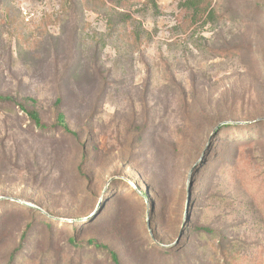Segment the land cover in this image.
<instances>
[{
    "label": "rangeland",
    "instance_id": "rangeland-1",
    "mask_svg": "<svg viewBox=\"0 0 264 264\" xmlns=\"http://www.w3.org/2000/svg\"><path fill=\"white\" fill-rule=\"evenodd\" d=\"M191 2L0 0V264H264V0Z\"/></svg>",
    "mask_w": 264,
    "mask_h": 264
},
{
    "label": "trees",
    "instance_id": "trees-1",
    "mask_svg": "<svg viewBox=\"0 0 264 264\" xmlns=\"http://www.w3.org/2000/svg\"><path fill=\"white\" fill-rule=\"evenodd\" d=\"M194 1L195 0H192L191 5L194 4ZM197 4L198 5L194 6V13L196 15L203 16L206 13L207 8H206V6L203 7L202 5H199V3H197ZM26 100H29L32 104L35 102V99L30 98V97L26 98ZM0 101H4V102L7 101V102H12V103L16 104L20 108V110L24 112V114L27 116V118L34 124L35 127L44 128V124H43V122L41 120L39 112L34 107L27 106L25 103H22L21 101H18L15 97L10 96V95H4L1 92H0ZM56 123L64 132H67L69 134L75 135V133L72 132L69 129V127H68V125L66 123L64 115L62 113H60V112L57 114ZM219 130L216 131V133H218ZM124 187H126V185H124ZM139 195L142 196L140 193H139ZM205 231H207V230H205ZM71 240H72L73 243H75L74 239H71ZM89 242L91 244H93V246L95 248L105 250L107 252L108 257H109L110 261L112 262V264H120L118 255H117V253L115 251H113L111 249H108V247H106V245L100 244L95 239H91ZM13 256L14 255H12L10 257V260H9V262L7 264H11L12 263Z\"/></svg>",
    "mask_w": 264,
    "mask_h": 264
},
{
    "label": "water",
    "instance_id": "water-1",
    "mask_svg": "<svg viewBox=\"0 0 264 264\" xmlns=\"http://www.w3.org/2000/svg\"><path fill=\"white\" fill-rule=\"evenodd\" d=\"M218 127H216L215 129H214V131H213V133L216 131V129H217ZM141 195H142V193H140ZM1 199V198H0Z\"/></svg>",
    "mask_w": 264,
    "mask_h": 264
}]
</instances>
